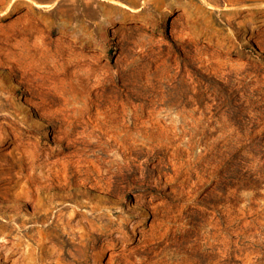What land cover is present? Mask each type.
Returning <instances> with one entry per match:
<instances>
[{"label": "rangeland", "instance_id": "374dc122", "mask_svg": "<svg viewBox=\"0 0 264 264\" xmlns=\"http://www.w3.org/2000/svg\"><path fill=\"white\" fill-rule=\"evenodd\" d=\"M263 6L0 0V264H264Z\"/></svg>", "mask_w": 264, "mask_h": 264}, {"label": "bare ground", "instance_id": "6f19581e", "mask_svg": "<svg viewBox=\"0 0 264 264\" xmlns=\"http://www.w3.org/2000/svg\"><path fill=\"white\" fill-rule=\"evenodd\" d=\"M264 7V6H263ZM260 9V8H259ZM260 11H264V10H260Z\"/></svg>", "mask_w": 264, "mask_h": 264}]
</instances>
